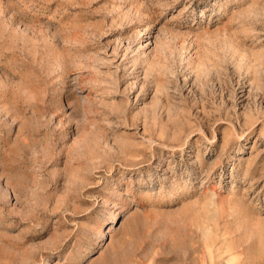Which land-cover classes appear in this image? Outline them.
Returning a JSON list of instances; mask_svg holds the SVG:
<instances>
[{"label":"rangeland","instance_id":"rangeland-1","mask_svg":"<svg viewBox=\"0 0 264 264\" xmlns=\"http://www.w3.org/2000/svg\"><path fill=\"white\" fill-rule=\"evenodd\" d=\"M0 264H264V0H0Z\"/></svg>","mask_w":264,"mask_h":264}]
</instances>
